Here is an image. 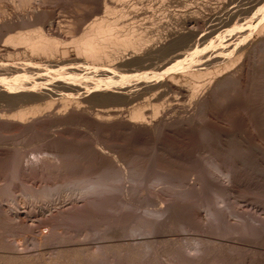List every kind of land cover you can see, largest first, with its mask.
<instances>
[{
	"label": "rangeland",
	"instance_id": "1",
	"mask_svg": "<svg viewBox=\"0 0 264 264\" xmlns=\"http://www.w3.org/2000/svg\"><path fill=\"white\" fill-rule=\"evenodd\" d=\"M176 1L179 4L169 0H0V30L8 21L25 19L24 23H29V16L34 15L65 43L87 21L104 15L103 3L123 12L121 24L133 23L143 28L141 32L149 35L146 38L151 43L163 37L170 40L176 32H195L169 47V53H163L168 56H158L143 66L149 68L119 71L117 77L101 81L89 79L83 73L68 77L49 74L42 79L43 73L53 70L35 68L28 72L21 68L26 65L11 71L9 64H21L26 59H15L7 53L9 57L1 48L6 35L0 33V97L5 98L0 99V264H92V260L93 264H264V49L257 44L254 52L253 45L248 43L252 39L255 43L256 31L261 22L264 25V0H232L217 16H213L215 5L223 0ZM184 11L200 19L202 25L186 26L173 20ZM234 55L240 62L248 63L242 82L234 80L233 85L216 88L205 106L197 105L198 97L185 98L187 95L173 94L164 86L153 91L135 84L143 78L169 80L172 76L170 80L175 79L176 84L178 81L180 85H191L192 81L186 80L194 78L193 74L204 69L209 72L221 63L230 64ZM240 56L245 57L243 61ZM220 66L215 68L221 69L223 65ZM206 78L199 82H206ZM128 80L135 82L119 90L127 102L116 99L123 116L132 103L136 102L132 108L136 107L146 103L152 92L167 89L158 101L167 109L157 118L163 120V129L133 134L123 127L100 125L104 122L94 113L103 103L92 100L85 92L118 87ZM63 82L65 85L60 84ZM21 90L41 93V97L29 102L14 100L11 95ZM204 93L199 97H204ZM8 95L11 103L6 99ZM70 98L73 102L80 100V108L85 107L86 112H79L76 117L72 103L71 118L68 115L63 122L56 115L53 117V110L61 109L58 102L65 99L68 103ZM46 101L53 102V109L43 114L44 122L38 130L26 133L23 127L10 122V116L19 107L26 109ZM132 167L142 172L153 169L151 173L145 172L146 180L156 171L164 173L177 183V191L186 195L164 192L163 185L150 181L137 190L121 181L116 185V194L98 198L79 190L71 193L65 188L72 182L87 183L104 173L128 171ZM142 216L155 222L153 232L149 221L144 223L140 219ZM140 220L150 228L149 232L147 226L142 229ZM134 251L137 257L131 255ZM90 255H95L91 256L95 259H89Z\"/></svg>",
	"mask_w": 264,
	"mask_h": 264
},
{
	"label": "bare ground",
	"instance_id": "2",
	"mask_svg": "<svg viewBox=\"0 0 264 264\" xmlns=\"http://www.w3.org/2000/svg\"><path fill=\"white\" fill-rule=\"evenodd\" d=\"M15 1V0H14ZM94 1V0H93ZM106 1V0H105ZM123 1V0H122ZM217 1V0H216ZM232 0H223L222 2L220 1V3L215 7H217V9H215V14L211 13V15L213 14V16H217L218 12L223 9L224 7H226V5H228ZM84 2V1H83ZM104 2V1H103ZM170 3L174 2V3H178V1L176 0H169ZM14 3V2H13ZM94 3V2H93ZM100 3V1H99ZM182 3V2H180ZM209 3V2H208ZM217 3V2H216ZM36 4V3H35ZM84 4V3H83ZM179 4V3H178ZM183 4V3H182ZM206 4V2H205ZM212 4V3H211ZM38 5V4H37ZM170 5V4H169ZM174 6V5H173ZM203 5H201L202 7ZM205 6V5H204ZM203 6V8L205 9V7ZM210 6V3L209 5ZM103 16L99 17V18H93L90 22L87 21L86 25L84 27H80L81 29H79L77 31V33L75 35H73L70 39L69 43H65V41L63 39H60L58 37V35L56 33H54L53 31L51 32V28H45V24L39 23V21H37L36 18L37 16H35L36 19H34V15L29 16V23L24 21H27L24 19L23 20H18L17 22L14 21V23H12L11 21H8L5 24H2V28L0 30V33H5V37L3 36V38H5V40L2 43L1 48H3V51L6 52V54H11L14 56L15 59H17V57L19 58V56L23 57V59H26L25 62L21 63V64H9L8 65V69L13 71V70H17L18 68L15 67H19L22 65H26L23 68V70L25 69V71L30 72L32 69L35 68H40L42 70H53L52 73H43L42 75V79L47 78V75L51 74L52 76H56V77H68L70 74H74V73H83L84 75H86L87 78L89 79H93V80H106V79H112L113 77H117V72L119 71H125V72H135L138 71L141 67H143L144 65H146L149 61H152V59H156V57L161 55H167L169 53V51L167 50L169 47H171L172 45L176 44L180 39L182 38H189L194 36V31L190 30V32L187 30L186 33H180V32H176L170 39V40H164L163 38H159V40H154V42H150L146 36L147 34H145L146 36L143 35V31L141 32V29L143 28H139L138 26H135L133 23H125V24H121L120 20L121 18L125 17L123 12H118V10L116 11L115 8L110 7L109 5H107L106 3H103ZM136 7V6H135ZM200 7V8H201ZM211 7V6H210ZM96 8V7H95ZM227 8V7H226ZM118 9V8H116ZM136 9V8H135ZM198 9V7L196 8ZM202 9V8H201ZM213 8H210L209 10H211ZM94 10V9H93ZM208 10V8H207ZM124 11V10H123ZM177 11V10H176ZM192 11V10H191ZM197 11V10H196ZM202 11V10H201ZM206 11V10H204ZM204 11L202 14H204ZM181 12V11H180ZM190 12V11H189ZM222 12V11H221ZM99 13V12H98ZM97 13V14H98ZM139 14V12H137ZM176 13V12H175ZM193 13V12H192ZM197 13V12H196ZM195 13V14H196ZM199 13V12H198ZM206 13V12H205ZM220 13V12H219ZM94 14V13H93ZM133 14H136V12H134ZM132 14V15H133ZM193 14V15H195ZM180 16H178L175 20L178 24H182V25H186V26H191L190 24H197L200 25L201 24V20L200 19H196L193 18V16L191 17L192 14H179ZM208 15V14H207ZM205 14V16H207ZM88 16V15H87ZM91 16V15H89ZM94 16V15H93ZM111 16V17H109ZM137 16V14H136ZM201 16V13H200ZM21 17V16H20ZM134 17V16H133ZM139 17V16H138ZM196 17V16H194ZM209 17V16H208ZM212 17V16H211ZM89 18V17H88ZM130 18V17H129ZM140 18V17H139ZM173 18V17H172ZM200 18V17H199ZM202 18V16H201ZM210 18V17H209ZM8 19V18H7ZM19 19V18H18ZM14 20V19H13ZM12 20V21H13ZM154 20V19H153ZM167 20V19H166ZM206 20V17H205ZM31 21V23H30ZM120 21V23H119ZM160 21V20H159ZM204 21V20H203ZM131 22V21H130ZM205 22V21H204ZM156 23V22H155ZM175 23V24H177ZM264 23V21H263ZM205 24V23H204ZM170 25V24H168ZM202 25V24H201ZM178 26V25H177ZM181 26V25H180ZM185 26V28H187ZM195 26V25H194ZM259 26V25H258ZM50 27V26H49ZM160 27V26H159ZM193 27V26H192ZM191 27V28H192ZM167 28V27H165ZM171 28V27H170ZM78 29V28H77ZM164 29V28H163ZM173 29V28H172ZM259 28H257L258 30ZM168 30V28H167ZM170 30V29H169ZM177 30V29H176ZM75 31V30H74ZM173 31V30H172ZM171 31V33H172ZM256 31V30H255ZM259 31V32H258ZM256 31L258 33L257 37H256V41L255 43L253 42V40L255 39H250L251 41H249V45H253L252 47H254V52H255V46L257 44H260V46L264 49V25L260 24V29ZM255 33V32H254ZM256 33V34H257ZM165 34V33H164ZM171 35V34H170ZM253 35V34H252ZM60 36V35H59ZM149 36V35H148ZM147 36V37H148ZM159 37V36H158ZM1 39V38H0ZM67 39V40H69ZM150 39V38H149ZM157 39V38H156ZM66 40V41H67ZM152 40V37L151 39ZM152 40V41H153ZM185 40V39H184ZM1 41V40H0ZM186 41V40H185ZM149 42L151 43V45L149 44ZM251 42V43H250ZM184 43V42H183ZM254 43V44H253ZM178 45V44H177ZM181 45V44H180ZM230 46V45H229ZM248 46V45H247ZM246 46V47H247ZM258 46V45H257ZM259 46V47H260ZM258 47V48H259ZM260 47V48H261ZM174 48V47H172ZM251 48V47H250ZM243 49V48H242ZM247 49V48H246ZM253 49V48H252ZM167 50V54H163L166 53L165 51ZM172 50V49H171ZM243 51V50H242ZM247 51V50H245ZM244 51V53H245ZM258 51V50H257ZM253 52V51H252ZM172 53V52H171ZM242 54V52H239ZM7 54V55H8ZM236 54V53H235ZM247 52L244 54L246 55ZM253 54V53H251ZM237 56H239L240 54H236ZM250 55V54H249ZM9 56V55H8ZM168 56V55H167ZM235 56V55H234ZM232 56V59H236L238 58L237 56ZM248 56V55H246ZM251 56V55H250ZM10 57V56H9ZM163 57V56H162ZM241 57V56H240ZM159 58V57H158ZM157 58V59H158ZM164 58V57H163ZM175 58V57H174ZM243 57H241L240 59L242 60ZM245 58V57H244ZM243 58V59H244ZM229 59V58H228ZM230 59V60H232ZM229 60V61H230ZM233 60V61H234ZM238 60V62H237ZM247 60V59H246ZM231 61L230 64L226 62L225 64L221 63L216 65L215 67L220 66L221 69H217L215 67L212 68V70L209 72L207 69H204V71L202 72H197L196 74H193L192 76L194 78H196V80L194 78H191L189 80L192 81L193 84L191 85H180L174 83V80H169L164 78V77H158V78H143V79H139L137 81V85H143L146 87L147 90H153L155 88L159 87H166L167 89H169V91L174 93H177L179 95H181L182 97H184L183 95H187L185 96L193 99L196 97H198V103L197 105L199 106V104L202 106L204 104L205 106V102L209 100V97L213 96L212 94L214 93V91H217L216 88H220V87H224L227 84H232L231 82L234 81L235 83H238L237 81L241 80L240 82H242L243 78L241 79V77L243 76V74L246 72V68H247V61L245 62H240L239 58L236 59V61ZM243 61V60H242ZM228 62V61H227ZM233 62V63H232ZM150 63V62H149ZM16 65V66H15ZM179 65V64H178ZM200 65V64H198ZM211 65V64H210ZM135 67V68H134ZM146 67V66H145ZM150 66H147L144 69L149 68ZM167 68V67H166ZM205 68V67H204ZM143 69V70H144ZM217 69V70H216ZM159 70V69H158ZM205 70L207 71L206 74L204 73ZM145 71V70H144ZM188 70H186L187 72ZM193 71L192 73H194L195 70H191L190 72ZM214 71V72H212ZM10 72V71H9ZM183 72V71H182ZM181 72V73H182ZM180 73V74H181ZM185 73V71H184ZM189 73V72H188ZM202 73V74H200ZM204 73V74H203ZM150 74V73H149ZM191 74V73H190ZM81 75V74H80ZM170 75V74H169ZM183 75V73H182ZM185 75V74H184ZM187 75V74H186ZM147 76V74H146ZM188 76V75H187ZM191 76V77H192ZM245 76V75H244ZM189 77V76H188ZM207 77V78H206ZM168 78V75H167ZM177 78V77H176ZM180 78V77H179ZM206 78L205 80H207L206 82H199L201 79ZM82 79V78H81ZM121 79V78H120ZM181 79V78H180ZM183 79V78H182ZM198 79V80H197ZM79 80V79H78ZM193 80L195 82H193ZM204 80V79H203ZM60 81V80H59ZM58 81V82H59ZM186 81L184 83H186ZM198 81V82H197ZM57 82V83H58ZM130 83H134V80H128V82H120L121 84H119L118 87H105L104 89H100V90H94V91H89V92H85V95L90 96L91 99L94 98L95 100L98 99L100 102L103 103V105H101L100 110H95L96 112L94 113L95 117L99 118L98 120H100L101 122H104V124H100L103 125V127H114V126H119L118 128L120 129H125L127 131L136 133V132H149L157 129L162 128L165 124L162 122L163 120H157V118L159 117V115H164L165 111H167V109L165 110L163 103H161L162 101H160L159 104V100H161V98H163V96L166 94L165 91H157V92H152L150 98L146 100L143 99L146 103L136 104V107L132 105H134L132 103L131 109L128 110V112L126 114V116H123L124 112L120 109L119 107L116 106V101L119 99H125L126 96L123 94L119 93V90H121L123 87H126L129 85ZM188 82V83H189ZM55 83V85L57 84L56 82H52ZM60 83V84H64ZM180 83V82H179ZM183 83V82H182ZM195 83V84H194ZM190 84V83H189ZM42 85V84H41ZM65 85V84H64ZM90 85V84H89ZM233 85V84H232ZM45 86V85H44ZM52 86V85H51ZM84 86V85H83ZM100 88L102 85H99ZM115 86V85H114ZM2 87V86H1ZM208 89V91L206 92V90ZM141 89V88H140ZM206 89V90H204ZM61 90V89H60ZM162 90V89H161ZM204 90L206 92V95L204 93ZM47 91V90H46ZM54 91V90H53ZM71 91V90H70ZM144 91V90H143ZM142 91V93H143ZM44 92V91H43ZM61 92V91H60ZM79 92V91H78ZM124 92V90H123ZM145 92V91H144ZM167 92V91H166ZM201 93V94H200ZM204 93V97L202 96L199 97V95H203ZM208 93V94H207ZM10 94V93H9ZM41 94V93H40ZM40 94H37L36 92L33 91H28V90H21V91H17L15 92V94L11 95L12 98L14 100H22L23 102H29L31 100H36L38 99L40 96ZM58 94V93H57ZM148 95V94H146ZM150 95V94H149ZM198 95V96H197ZM10 95L6 96V99L11 98L9 97ZM142 96V95H140ZM175 96V95H174ZM145 97V96H144ZM4 97H0V99H3ZM66 98V97H65ZM69 97H67L68 99ZM141 98V97H140ZM148 98V97H147ZM175 98V97H174ZM187 98V99H188ZM5 99V98H4ZM49 99V98H48ZM59 99V98H57ZM56 99V100H57ZM62 99V98H61ZM72 102H71V100ZM67 101L64 99L60 100V104L58 102L59 107L61 106V109L58 108L59 110H53L55 111V114L52 115L53 117L56 115L57 118L59 117V119L61 121L66 120V116H70V118L72 117L70 112L73 110L71 108H69V105H72V108L74 107V109L76 111L72 112L75 114H84V112H86V109L84 108H80V100H75V102H73V98H70ZM92 99V100H94ZM117 99V100H116ZM139 99V98H138ZM137 99V100H138ZM171 99V98H170ZM9 100V99H8ZM55 100V98H54ZM97 100V101H98ZM176 100V99H175ZM194 100V99H193ZM43 101V100H42ZM52 101V100H50ZM47 104L48 102L46 101L45 104L43 105H37L33 107L32 106H28V103L25 105H23L22 107H29L26 109H17L19 110L18 112L16 111V113L14 112V115L12 114L11 117V123L14 125V123L16 125L21 126V129H23V132H32L35 131L37 129V127H40V125H42L43 121V117L45 115V112L52 110L51 109V105L53 104L50 103ZM59 101V100H58ZM98 101V102H99ZM125 101V100H123ZM129 101V100H128ZM133 101V100H132ZM10 102V100H9ZM41 102V101H40ZM45 102V100H44ZM55 102V101H54ZM57 102V101H56ZM63 102V103H62ZM100 102L98 104H100ZM122 102V101H121ZM127 102V101H125ZM131 101H129V104ZM156 102H158L156 104ZM179 102V101H178ZM11 103V102H10ZM70 103V104H69ZM87 103V102H86ZM176 103V102H175ZM207 103V102H206ZM14 104H16L14 102ZM13 104V105H14ZM62 104V105H61ZM83 104V103H82ZM125 104V103H124ZM127 104V103H126ZM169 104V103H168ZM11 105V104H10ZM11 105V106H13ZM17 105V104H16ZM16 105L15 108H16ZM84 105V104H83ZM81 105V107L83 106ZM138 105V106H137ZM21 106V105H20ZM115 106L117 108H115ZM122 106V105H121ZM146 106L148 107L147 110L149 108L147 113L149 114V117H146L145 115L147 114L146 111L144 110L146 108ZM167 106V105H166ZM165 106V107H166ZM170 106V104H169ZM168 106V107H169ZM108 107V108H107ZM110 107V108H109ZM126 107V106H125ZM167 107V108H168ZM180 107V106H179ZM97 108V107H96ZM113 108V109H112ZM130 108V107H129ZM189 108V107H188ZM55 109H57L55 107ZM93 109V108H92ZM170 109V108H169ZM190 109V108H189ZM203 109V108H202ZM91 110V109H90ZM197 110V108H196ZM52 111V112H53ZM56 111H58L56 113ZM177 111V110H176ZM179 112V111H178ZM44 114V115H43ZM48 114V113H47ZM46 114V116H47ZM52 114V113H51ZM93 114V113H92ZM189 114V113H188ZM197 114V113H196ZM195 114V115H196ZM73 115V114H72ZM86 115V114H85ZM190 115V114H189ZM2 116V115H1ZM6 116V115H5ZM49 116L51 117V115L49 114ZM55 116V117H56ZM68 116V117H69ZM76 116V115H75ZM78 116V115H77ZM76 116V117H77ZM170 116V115H169ZM175 116V115H174ZM4 117V116H3ZM48 117V118H50ZM80 117V115H79ZM166 117V116H165ZM194 117V116H193ZM6 118V117H5ZM47 118V117H46ZM70 118H68L69 120H71ZM89 119V118H88ZM192 119V118H191ZM197 119V118H196ZM195 119V120H196ZM9 120V119H7ZM97 120V119H96ZM113 120V121H112ZM181 120V119H180ZM187 120V119H186ZM112 121V122H110ZM115 121V122H114ZM9 122V123H10ZM57 122V121H56ZM64 122V121H63ZM66 122V121H65ZM68 122V120H67ZM166 122V121H165ZM182 122V120H181ZM187 122V121H186ZM192 122V121H191ZM6 123V122H4ZM7 123V125L9 124ZM10 123V125H11ZM58 123V122H57ZM69 123V122H68ZM71 123V122H70ZM110 123V124H108ZM112 123V124H111ZM169 123V122H168ZM167 123V124H168ZM190 123V122H189ZM50 124V123H49ZM63 124V123H62ZM65 124V123H64ZM63 124V125H64ZM173 124V123H172ZM184 124V123H183ZM99 125V126H100ZM105 125V126H104ZM163 125V126H162ZM178 125V124H177ZM162 126V127H160ZM173 126V125H172ZM185 126V125H184ZM188 126V125H186ZM23 127V128H22ZM43 127V126H42ZM102 127V126H101ZM100 127V128H101ZM123 127V128H122ZM171 127V125H170ZM3 128V127H2ZM6 128V127H5ZM98 128V127H97ZM19 129V127H18ZM103 129V128H102ZM163 129V128H162ZM25 130V131H24ZM38 130V129H37ZM98 130V129H97ZM101 130V129H100ZM108 130V129H107ZM153 130V131H154ZM152 131V132H153ZM11 132V131H10ZM20 132V131H19ZM156 132V131H155ZM147 133H143V134H147ZM140 135V133H137L135 135ZM151 134V133H150ZM17 135V134H16ZM149 135V134H148ZM147 135V136H148ZM146 136V135H145ZM155 163V162H154ZM129 165V164H128ZM115 166V165H114ZM134 166V165H133ZM214 169H216L215 166H212ZM111 168V167H110ZM137 168V167H136ZM129 168L128 171L123 170H118L116 169L113 170L115 171V173H104V175L102 177H99L91 182H87V183H82L81 182H72L68 185H66V189L68 190H72L71 193L77 192L76 190L81 191V193H85L88 195H92L95 197H102L104 195H114L117 192V183L123 181L126 182L127 184H130V189L132 188L133 190H137V188L139 189V187L143 184L145 181H150L151 184L155 185V184H161V186H164V192H169V193H173L174 195H178L181 197H184L186 195V193L184 192H178L179 190L177 183H173L169 180V177H167L164 173L160 172V171H156L155 173H152V175L150 176V180H146L145 178V172L148 171V169L145 171L142 170L139 171L137 169ZM139 169V168H138ZM150 170V169H149ZM153 170V169H151ZM150 170V171H151ZM106 171V172H108ZM147 172L151 173V172ZM148 179V178H147ZM149 183V184H150ZM121 184V183H120ZM142 185V186H143ZM129 186V185H128ZM127 186V187H128ZM141 186V187H142ZM122 187V186H121ZM150 187V186H149ZM145 188V187H143ZM193 188V187H192ZM191 188V189H192ZM195 188V187H194ZM65 189V190H66ZM128 189V188H126ZM121 190V189H120ZM178 190V191H177ZM78 191V192H79ZM127 191V190H126ZM132 191V190H131ZM55 192V191H54ZM128 192V191H127ZM52 193L51 191L47 192V196H49ZM57 193V192H56ZM134 193V192H133ZM138 193V192H135ZM134 193V194H135ZM67 194V193H66ZM80 194V193H79ZM123 194V193H122ZM121 194V195H122ZM132 194V192H131ZM140 194V192H139ZM71 195V194H70ZM176 195V196H177ZM133 196V195H131ZM137 197V196H135ZM128 198V197H127ZM135 199V198H134ZM145 200V199H144ZM143 200V201H144ZM141 202V201H140ZM147 202V201H146ZM134 203V202H133ZM145 203V202H144ZM143 204V203H142ZM140 205V204H139ZM126 206V205H125ZM128 206V205H127ZM135 206V205H134ZM146 207V206H145ZM127 208V207H126ZM135 208V207H134ZM166 210V209H165ZM146 211V210H143ZM164 211V210H163ZM168 211V210H167ZM166 213V212H165ZM145 215V214H144ZM149 215V214H147ZM148 217V216H147ZM145 218L142 216V218H140L141 220ZM135 219V218H134ZM149 219V218H148ZM137 220V218H136ZM140 220V223H141ZM144 223H146L149 220H142ZM146 221V222H145ZM139 223V221H136ZM135 222V223H136ZM143 222L141 223L142 225H140L142 227V229H146V224L144 225ZM150 222V221H149ZM147 222L148 226H151V229L147 226V229H150V232H153V230L155 229L154 227H156L155 222ZM137 223V225H139ZM144 225V226H143ZM136 226V225H135ZM139 226V227H140ZM140 227V228H141ZM154 228V229H153ZM149 229L147 230V232H149ZM153 229V230H152ZM149 242V241H148ZM151 242V241H150ZM145 243V242H144ZM139 245V244H138ZM143 245V244H142ZM149 245V244H148ZM117 247V246H116ZM114 247V248H116ZM148 247V246H147ZM104 248V247H103ZM113 248V247H112ZM106 250V248H104ZM109 249V248H108ZM86 250V249H85ZM62 251V250H60ZM69 252H73V251H69ZM103 252V251H102ZM135 253H131V255L136 256L138 255L136 253V251H134ZM139 252V251H138ZM66 253V251H65ZM68 253V252H67ZM73 253H77V252H73ZM72 255V254H71ZM97 255V254H96ZM19 256V255H18ZM16 256V257H18ZM77 256V255H74ZM80 256V255H79ZM91 256H95V255H90L89 259H92ZM179 256V254H178ZM73 257V256H72ZM99 257V255H98ZM137 257V256H136ZM1 258V257H0ZM23 258V256H22ZM75 258V257H74ZM81 258V257H80ZM78 258V260L80 259ZM97 258V257H96ZM2 259V258H1ZM88 259V258H87ZM95 259V258H93ZM67 260V259H65ZM73 260V259H72ZM75 260V259H74ZM73 260V261H74ZM77 261V260H76ZM88 261V260H87ZM98 261V260H97ZM71 262V261H70ZM78 262V261H77ZM69 263V262H68ZM73 263V262H72ZM95 263L92 260V264ZM98 263V262H97ZM96 263V264H97ZM77 264V263H76ZM80 264V263H79ZM82 264V263H81ZM91 264V263H90Z\"/></svg>",
	"mask_w": 264,
	"mask_h": 264
}]
</instances>
